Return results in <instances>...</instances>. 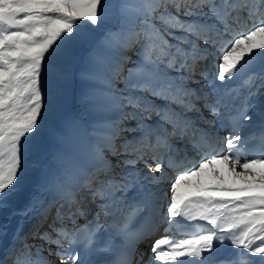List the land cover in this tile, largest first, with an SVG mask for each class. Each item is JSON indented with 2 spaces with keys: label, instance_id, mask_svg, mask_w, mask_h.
I'll list each match as a JSON object with an SVG mask.
<instances>
[{
  "label": "snow or ice",
  "instance_id": "6c2138e0",
  "mask_svg": "<svg viewBox=\"0 0 264 264\" xmlns=\"http://www.w3.org/2000/svg\"><path fill=\"white\" fill-rule=\"evenodd\" d=\"M116 7L119 26L98 42L92 78L100 85L94 102L117 115L86 146L76 122L59 129L57 168L45 177L59 195L56 215L48 231L35 233L40 243L13 244L0 264H143L138 245L164 225L165 233L188 229L189 238L155 239L147 264L264 262V148L250 156L256 133L244 132L264 71L229 84L264 58V0H119ZM105 11L104 0H0V206L59 100L63 65L92 42L85 29ZM134 47L135 60L126 54ZM197 74L209 91L191 86ZM181 158L192 166L179 170ZM85 200L96 205L91 219ZM50 211L42 208L41 219ZM225 242L234 254L220 258Z\"/></svg>",
  "mask_w": 264,
  "mask_h": 264
},
{
  "label": "bare ground",
  "instance_id": "6f19581e",
  "mask_svg": "<svg viewBox=\"0 0 264 264\" xmlns=\"http://www.w3.org/2000/svg\"><path fill=\"white\" fill-rule=\"evenodd\" d=\"M250 26L251 25H249V27ZM109 31L113 30L108 27V29L105 30V35ZM96 47L97 44L91 50L86 51L81 58L87 70L94 71L93 55ZM105 54L110 55L109 53ZM135 58L137 59V56H134L133 60H135ZM205 63L208 64L210 72L215 71L214 67L211 65V60ZM261 71H264V58H260L249 69L239 73L229 84L239 85L250 72ZM92 73L93 72L89 73V84L85 85L81 83L78 91L77 102L79 104L80 101H83L84 108L80 109L75 106L60 107L58 106L59 104H56L54 110L46 114L41 130L30 141L24 167L20 173L15 190L8 196L7 202L3 206H0V234H2L0 235V259L7 258L9 249L13 244L19 247L25 242L40 243V241L34 239L37 230L40 232L49 230L48 225L52 220H42L40 212L42 208H50L53 202L59 199L56 189L50 185H45V177L51 175L57 168L58 156L62 150V145L59 140V129L63 124L69 121L76 122L82 130V143L86 146L89 142H94L97 139L96 130L101 127L102 123L115 119L117 115L109 108L100 106L94 102L93 92L99 88L100 85L92 78ZM209 78L211 79V76ZM196 79H201L199 74H197ZM192 85L196 86V88L202 87L205 91H209V86L203 79H201V82L198 84ZM263 90L264 89H261L260 92L254 95L250 100V103L254 104L255 107L248 113L251 116V121L246 122L247 126L244 130L246 136H249L251 133H257L263 122L264 93L261 94ZM239 103L240 101H237V104ZM130 123L134 124V122ZM216 127H218V124ZM124 135L131 138L133 135H139V133H125ZM121 139H123V137H121ZM105 154L107 155V152ZM109 157H112V160L116 162L115 157ZM192 160L198 161L199 157L193 156ZM139 165H142V163ZM191 166L192 165L185 162L179 170ZM141 167H143V165ZM170 170L171 169L166 167V175L170 174ZM119 172L120 171L117 173ZM81 195H83V193H81ZM85 203L87 202H84V204ZM86 205V208L90 209L89 214L94 215L96 205L93 204L92 207L89 204ZM163 229L164 228H162L160 232H157L151 239L138 245V251L144 254L143 264H147V261L152 256L150 246L144 251V247L147 246V243L151 244L155 239L162 238L165 235L180 239L179 236H176L175 229L171 233H165ZM118 240H120L119 237L116 238V241L121 243V241ZM48 247L55 250L54 245H45V248ZM256 258L257 257H253L251 259L255 261ZM51 259H55V257H51Z\"/></svg>",
  "mask_w": 264,
  "mask_h": 264
},
{
  "label": "rangeland",
  "instance_id": "374dc122",
  "mask_svg": "<svg viewBox=\"0 0 264 264\" xmlns=\"http://www.w3.org/2000/svg\"><path fill=\"white\" fill-rule=\"evenodd\" d=\"M105 6H106V11H105V17L102 20V22L95 27L92 26H87L85 29L87 32L91 33L94 39L90 44L87 46H84L80 48L75 56L69 60L66 64L63 65V78L61 80V94L59 97V100L56 104H59L58 106H75L80 109L84 108V102L80 101L78 104V99L77 96L79 94V87L81 83L87 85L89 84L88 82L90 81L89 79V73L94 72L92 70H87L82 61L81 58L84 56L86 51L91 50L98 44L100 40L103 39L105 35V30L110 27L113 31L119 26L116 21V17L118 15V8L116 5L119 3V0H104ZM136 49L135 47L127 52V55L133 59L134 56H136ZM110 55L114 53H109ZM136 59V58H135ZM87 70V71H86ZM76 81V82H75ZM78 81V83H77ZM199 82H201V79H199ZM192 87H195L192 85ZM264 93V90L262 91L261 94ZM77 102V103H76ZM82 103V104H81ZM62 104V105H61ZM120 141H118L119 143ZM143 165V164H142ZM142 165L137 164L136 167L139 169L143 170ZM116 171H121L120 168H117ZM145 171V170H144ZM169 175L167 177L174 178L176 172L174 171H169ZM168 184L163 185V187L166 189ZM53 208L52 205L50 206V209ZM146 247V246H145Z\"/></svg>",
  "mask_w": 264,
  "mask_h": 264
}]
</instances>
